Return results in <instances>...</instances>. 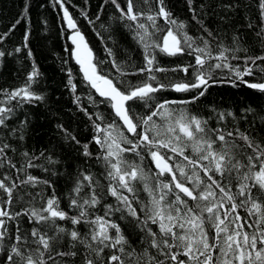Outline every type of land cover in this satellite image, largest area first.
Wrapping results in <instances>:
<instances>
[{"label": "snow or ice", "instance_id": "snow-or-ice-1", "mask_svg": "<svg viewBox=\"0 0 264 264\" xmlns=\"http://www.w3.org/2000/svg\"><path fill=\"white\" fill-rule=\"evenodd\" d=\"M56 3L63 8V18L67 21L68 28L75 30L71 36L75 45L73 55L81 65L85 80L100 97L111 103L115 116L122 122V127L114 120L103 129L94 122L96 131L101 135L93 136L95 143L104 150L100 159L104 162L106 175L110 181L107 194L115 197L119 206L113 209L112 205H106L103 216L90 218V210L100 204L102 195L96 191L99 182L91 174L81 173L72 189L74 195L70 197L69 204L70 208L78 210V215L69 216L67 212L61 210L59 198L54 193L39 209L25 208L23 212L11 213L8 209L14 203V192L22 185L44 184L51 187V184L47 180H40L27 173L28 168L40 167L33 163L39 157L30 155L27 151L23 152L22 156L26 162L21 168L16 169L11 158L7 157L6 150L11 146L0 144V167L7 163L9 168L26 174V178L20 180L19 184L14 181L10 184L5 183L6 180H11L8 176L0 179V192L3 193V196H0V250L5 249L4 241L9 234L5 218L13 220L25 215L30 222L34 221L37 225L46 226L48 229L44 231L41 227H33L30 233H23L17 227L15 235L10 238L15 241L11 244L10 254L5 253L8 264H67L66 258L78 255V245L84 249L82 264H103L100 258L105 249L114 250L108 255L107 264H166V261L174 264H264V205L259 202L264 200V145L256 143L253 138L240 132L239 129H236L235 135L231 131L225 133L220 129H209L207 120L188 113L184 108L172 107L193 103L203 96L209 82H215L214 75L218 69L228 68L234 71L238 79H243L245 75L251 76L253 69L248 66V61L255 65L258 60L264 61V56L246 57L245 67L241 71L238 67L233 68L229 63V56L226 55L229 52L240 51L239 47L229 49L220 44L219 51L213 56L210 41L204 37L193 38L188 35L185 31V22L172 17L171 12L164 5V0H156L157 10L147 13L134 11V0H127L126 10L121 8L117 0H111L121 13L120 19L135 23L133 38L142 46L145 61V65L138 68L137 73L168 71L154 66L156 49L170 57L182 54L194 55L195 63L180 69L186 74L190 68L193 70L194 79L190 82L153 86L146 81L129 87L122 80L114 83L112 78L98 72V64L92 63V50L77 28L68 8L64 7V0H56ZM142 3L151 8L150 0H142ZM188 3L191 5L192 0H188ZM260 8L261 16L264 17V0H260ZM141 17H145L149 23L140 22ZM159 18L168 25L166 29L157 24ZM192 18L197 20L195 14ZM19 22L18 20L17 23ZM197 22L202 24L199 20ZM127 27L133 28V24H128ZM204 31L209 37L212 36L208 29L205 28ZM157 33L164 34L158 36ZM233 39L236 40L235 37ZM160 40L162 43L158 42ZM198 40L200 43L197 42ZM20 50V48L16 49L17 52ZM106 51L110 57L113 56L111 49ZM4 55L5 53L0 51V57ZM231 59H239V57L232 55ZM213 60L218 62L211 63L210 61ZM111 62L121 76L128 74L114 58ZM176 70L178 69H172V71ZM260 71L264 72V67H261ZM39 75L33 63L25 85L8 92V99L19 97L21 102L29 103L43 100V95L31 90L32 83ZM148 79L155 81L156 77L149 75ZM68 83L74 91L75 85L72 84L71 79ZM122 86L125 90H122ZM248 86L264 92V83H249ZM166 88L178 93L195 90L197 94L190 100L154 102V94ZM137 102L149 108V114L137 118L132 111V104ZM12 111V108L0 107V126H6L5 122ZM154 117H158L159 122ZM224 117V113L219 114V119L223 120ZM89 118L91 119V116ZM24 123L21 122L22 126ZM123 129L132 133L135 139H129ZM12 134H15V130ZM67 135L75 140L74 136ZM19 138L23 140L24 137L21 135ZM237 138L242 140L243 144H237ZM217 142H220L219 148L215 147ZM122 144L130 147H122ZM82 147L83 155L91 157L92 153L88 151V145L84 144ZM188 148L191 149L194 157L185 155V150ZM162 149L171 152L172 155L166 158L167 152H162ZM248 149L251 150V154H246ZM11 150L15 151V149ZM141 151L151 156L155 167L159 170L154 177L155 187L147 182L148 176L139 164L125 159L124 154L130 152L143 161L144 156ZM40 155L43 156L44 153ZM237 156L241 158L238 159ZM177 157H182L179 163H169V160ZM46 159L49 163H56L51 157ZM205 161L207 163H204ZM257 165L258 170H256ZM186 169H190V172ZM165 176L171 178L160 179ZM233 179L237 181L239 189L236 193L231 190ZM141 181L144 182L143 190L149 196V202L141 208L144 212L143 219L132 206V200L122 191L132 193L135 199L136 188L132 182ZM249 181L251 183H248ZM189 184L191 187L188 186ZM85 187L89 192L81 196ZM170 194L174 199L169 200ZM237 197L241 198L239 204L236 203ZM189 200L192 201L191 205ZM225 202L228 203V208H225ZM238 208H244L249 216H257L255 232L244 231L245 224L249 228L253 225L247 220L240 223L241 217L236 211ZM125 210L137 221L144 234L141 237L142 241H147V247L141 253H137L131 246L120 225L107 218L113 211L123 213ZM57 220L70 221L73 226L83 223L89 230L85 234L75 227L68 230L59 226ZM149 222L158 226V232L153 231ZM49 232L52 234L49 235ZM65 237L68 238V250L60 251L59 245ZM150 249H155L164 259H157L156 255L150 254ZM181 256L186 259H180Z\"/></svg>", "mask_w": 264, "mask_h": 264}, {"label": "trees", "instance_id": "trees-1", "mask_svg": "<svg viewBox=\"0 0 264 264\" xmlns=\"http://www.w3.org/2000/svg\"><path fill=\"white\" fill-rule=\"evenodd\" d=\"M117 3L126 10L127 0H117ZM150 3L151 8L149 9V6L144 5L142 0H134V11L155 12L158 7L156 0H150ZM164 5L173 18L185 22V31L188 35L193 38L204 37L210 41L213 56L219 51L218 45L220 44L229 49L239 47L241 50L238 52L226 53L233 68L238 67L243 71L246 57L264 56V31H262L264 30V17L261 16L260 0H192L191 5L188 0H164ZM64 7L68 8L77 28L87 37L95 54L98 71L112 78L114 83L122 80L131 87L147 81L156 86L157 84L190 82L194 79L191 68L187 74L180 70L195 63L194 55L182 54L170 57L160 53L158 49L155 50L154 66L168 71L137 73V69L145 65V61L142 46L133 38L135 23L120 19L121 13L111 3V0H64ZM193 14L202 24L193 20ZM18 20L19 23H17ZM140 22L149 23L145 17H141ZM128 24H133V28L127 27ZM157 24L165 29L168 27L162 18L157 20ZM250 24L251 27H249ZM205 28L212 33L211 37L204 31ZM73 30L68 28L67 21L63 18V8L56 3V0H0V37H3L0 39V51L5 53L3 57H0V107L13 109L5 122L6 126H0V144L11 146L6 150L7 157L11 158L16 169L21 168L26 162L22 156L23 152L27 151L30 155L39 157L33 163L40 167L28 168L27 173L40 180H47L51 184V187L37 184L35 186L22 185L18 188L14 192V203L8 209L13 214L23 212L25 208L43 207L47 198L54 193L59 198L61 210L67 212L69 216L78 215V210L70 208L69 204L70 197L74 195L72 189L81 173L91 174L99 182L96 191L102 195L100 204L90 210V218L97 215L103 216L106 205H112L113 209L119 206L116 198L107 194L110 181L106 175L104 162L100 159L104 150L95 143L93 136L101 135L96 131L95 124H99L103 129L114 120L122 127V122L115 116L111 103L100 97L90 87L79 65L75 62L68 37ZM163 34L157 33L158 36ZM26 35L27 40L25 41ZM158 42L162 43V40ZM197 42L200 43L199 40ZM200 46L203 45L200 44ZM17 48L21 50L17 52ZM106 49H111L113 56L110 57ZM232 55L238 56L239 59H231ZM113 58L128 73L127 75L121 76L116 71L111 62ZM33 63L40 75L32 83L31 90L43 95L44 99L31 103L21 102L19 97L9 100L7 93L25 85ZM248 66L253 69V74L245 75L243 79L236 78L234 71L228 68L216 70L215 82H209L203 96L193 103L172 107L184 108L188 113L207 120L209 129H220L225 133L231 131L234 135L236 129H239L240 132L253 138L256 143L264 145V92L248 86L249 83H264V72L260 71V68L264 67V61L258 60L255 65L248 61ZM172 69L178 70L172 71ZM149 75H154L156 80H149ZM69 79L75 85L74 91L68 83ZM122 90H125L123 86ZM196 94L195 90L178 93L171 88H166L154 94V102L190 100ZM132 111L137 118L149 114V108L141 102L132 104ZM220 113L225 114L223 120L219 119ZM228 113L233 115L229 116ZM154 119L159 122L158 117ZM21 122H25L23 126ZM13 130H15L14 135ZM123 130L129 139H135L133 134L128 133L126 129ZM67 134L74 136L75 140L70 139ZM21 135L24 137L23 140L19 138ZM236 143L243 144V141L237 138ZM84 144L88 145V151L92 153L91 157L83 155L82 146ZM122 147H130V145L122 144ZM215 147L219 148L220 142H217ZM161 151L167 152L163 149ZM42 152L43 156L40 155ZM141 154L144 156L143 161L130 152L125 153L124 156L129 162L134 161L139 164L148 176L147 182L155 187L154 177L159 170L155 167L150 155L144 151H141ZM246 154H251V150L248 149ZM171 155V152H167L166 158ZM185 155L194 157L190 148L185 150ZM47 157H51L56 163H49ZM237 158L241 157L237 156ZM180 160L182 157L169 160V162L175 164ZM16 169L9 168L5 163L3 167H0V179L8 176L11 180H6L5 183L10 184L14 181L19 184L20 180L26 178V174L17 172ZM256 170H258V165ZM186 171L190 172V169ZM177 175L179 178L178 173ZM170 178V176L160 177L162 180ZM132 183L136 188L135 199L132 193L122 191L132 200V206L143 219L144 212L141 208L149 202V196L143 190V181ZM188 186L191 187V184ZM231 190L233 193L239 191L235 179L232 181ZM88 192L89 189L85 187L80 195L85 196ZM253 195H256L255 188ZM0 196H3L2 192ZM172 199L174 196L170 194L169 200ZM240 199V197L236 198L237 204L240 203ZM259 202L264 205V200ZM191 204L192 201L189 200V205ZM228 207V203L225 202V208ZM236 211L241 217L240 223L247 220L253 225L249 228L245 224L244 231L255 232L257 216H249L244 208H238ZM122 216L124 218H121ZM107 218L120 225L123 234L137 253H141L147 247V241L141 239L144 234L137 221L129 216L126 210L123 213L113 211ZM5 219L9 234L4 241L5 249L0 250V264H8L5 253L10 254L11 244L15 242L10 238L15 235L17 227L23 233H30L33 227L48 230L46 226L37 225L34 221L30 222L28 216L25 215L13 220ZM57 224L68 230L75 227L82 234L89 230L88 226L83 223L73 226L70 221L57 220ZM149 225L153 231L158 232L157 225H151V222ZM51 234L49 232V235ZM67 243L68 238L65 237L59 245V250L67 251ZM77 248L78 255L66 258L67 264H82L84 249L80 245ZM112 251L114 250L105 249L100 258L103 264H107V257ZM149 251L150 254L156 255L157 259H164L156 253L155 249ZM180 259L186 258L181 256ZM166 264H174V262L166 261Z\"/></svg>", "mask_w": 264, "mask_h": 264}, {"label": "water", "instance_id": "water-1", "mask_svg": "<svg viewBox=\"0 0 264 264\" xmlns=\"http://www.w3.org/2000/svg\"><path fill=\"white\" fill-rule=\"evenodd\" d=\"M74 31L75 30H73L70 34H69V40H70V43H71V45H72V56H73V58H74V60H75V62L77 63V60H76V57L73 55V50L75 49V45H73V43H72V40H71V36L73 35V33H74ZM82 34H83V36H84V38H85V40L87 41V44H88V47L92 50V63H94V60H95V54H94V51H93V49H92V47L90 46V44H89V42H88V40H87V37L85 36V34L81 31V30H79ZM78 64V63H77ZM79 65V67H80V71H81V73L83 74V76H84V73H83V71H82V69H81V65L80 64H78ZM101 74V73H100ZM102 75V74H101ZM88 82V81H87ZM95 90V89H94ZM96 91V90H95ZM99 94V93H98ZM114 110V109H113ZM115 112V111H114ZM132 134V133H131ZM170 163V162H169ZM171 164V163H170Z\"/></svg>", "mask_w": 264, "mask_h": 264}, {"label": "bare ground", "instance_id": "bare-ground-1", "mask_svg": "<svg viewBox=\"0 0 264 264\" xmlns=\"http://www.w3.org/2000/svg\"><path fill=\"white\" fill-rule=\"evenodd\" d=\"M69 41H70V40H69ZM94 63H96L95 60H94ZM97 70H98V69H97ZM98 72H99V71H98ZM99 73H100V72H99ZM102 75H103V74H102ZM95 92H96V91H95ZM96 93H97V92H96ZM97 94H98V93H97ZM98 95H99V94H98Z\"/></svg>", "mask_w": 264, "mask_h": 264}]
</instances>
